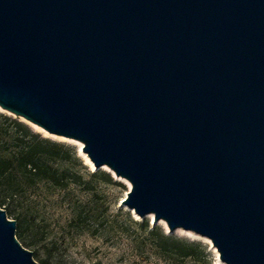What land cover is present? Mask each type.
<instances>
[{
  "label": "water",
  "instance_id": "95a60500",
  "mask_svg": "<svg viewBox=\"0 0 264 264\" xmlns=\"http://www.w3.org/2000/svg\"><path fill=\"white\" fill-rule=\"evenodd\" d=\"M0 110L82 145L121 203L264 264V0H0ZM0 209V264H38Z\"/></svg>",
  "mask_w": 264,
  "mask_h": 264
},
{
  "label": "rangeland",
  "instance_id": "374dc122",
  "mask_svg": "<svg viewBox=\"0 0 264 264\" xmlns=\"http://www.w3.org/2000/svg\"><path fill=\"white\" fill-rule=\"evenodd\" d=\"M0 116L23 125L41 139L73 149L76 159L75 165H64L69 174L65 191L51 189L42 198L32 197L21 219L2 209L9 220L16 222V238L22 246L27 245L25 249L36 263L47 259V248L53 252L50 264H204L205 260L218 264L211 245L178 231L169 233L148 216H135L121 204L130 187L106 170L88 166L77 144L45 135L2 110ZM92 175L97 177L93 179ZM164 238L195 243L205 251L199 255V263L174 261L157 251V242ZM167 245L171 246L169 242Z\"/></svg>",
  "mask_w": 264,
  "mask_h": 264
},
{
  "label": "trees",
  "instance_id": "16d2710c",
  "mask_svg": "<svg viewBox=\"0 0 264 264\" xmlns=\"http://www.w3.org/2000/svg\"><path fill=\"white\" fill-rule=\"evenodd\" d=\"M65 164H76L73 149L41 139L23 125L0 116V209L21 219L32 197L42 198L51 189L65 191L69 186ZM156 248L174 261L193 263H199V255L205 251L198 244L166 238L157 242ZM46 253L47 259L40 260L41 264H50L53 252L46 248ZM204 264L210 262L205 260Z\"/></svg>",
  "mask_w": 264,
  "mask_h": 264
},
{
  "label": "bare ground",
  "instance_id": "6f19581e",
  "mask_svg": "<svg viewBox=\"0 0 264 264\" xmlns=\"http://www.w3.org/2000/svg\"><path fill=\"white\" fill-rule=\"evenodd\" d=\"M35 127V126H34ZM35 128H37V127H35ZM39 131H41V132H43L45 135H49V134H47L46 132H44L43 130H41L40 128H37ZM71 141V140H70ZM72 142H74V141H72ZM75 144H77L78 145V149H79V152H80V154H81V148H82V145L81 144H79V143H77V142H74ZM82 155V154H81ZM82 157H83V159H84V162L88 165V166H90L92 169L94 168V166H93V164L90 162V160L85 156V155H82ZM104 170H106L107 172H109L110 174H112L106 167H104L103 168ZM113 175V174H112ZM119 180V179H118ZM119 181H121V182H123V183H125L128 187H130L129 186V184L127 183V182H125L124 180H119ZM148 217H150L152 220H153V216H148ZM159 224H161L163 227H164V229L166 230L167 228H166V226H165V223L164 222H159ZM178 232H180L181 234H183L184 236H186V237H188V238H190V239H193V240H200V241H204L205 243H207L209 246H210V242L207 240V239H205V238H201V237H199V236H195V235H193V234H191V233H188V232H183V231H181V230H179ZM218 264H222V263H220V262H218Z\"/></svg>",
  "mask_w": 264,
  "mask_h": 264
}]
</instances>
